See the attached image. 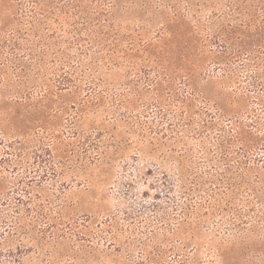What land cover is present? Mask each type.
<instances>
[{
	"label": "rangeland",
	"instance_id": "obj_1",
	"mask_svg": "<svg viewBox=\"0 0 264 264\" xmlns=\"http://www.w3.org/2000/svg\"><path fill=\"white\" fill-rule=\"evenodd\" d=\"M75 3L52 23L42 62L25 59V77L7 61L13 13L0 0V264H153L157 249L166 264H264V145L244 143L264 135V107L247 91L261 69L229 55V30L256 34L263 14L229 0ZM75 25L80 50L68 41ZM55 48L76 72L40 100L36 86L60 68ZM97 89L101 105L61 110ZM182 185L204 194L185 211Z\"/></svg>",
	"mask_w": 264,
	"mask_h": 264
},
{
	"label": "trees",
	"instance_id": "obj_2",
	"mask_svg": "<svg viewBox=\"0 0 264 264\" xmlns=\"http://www.w3.org/2000/svg\"><path fill=\"white\" fill-rule=\"evenodd\" d=\"M11 1V9L13 13V24L10 28H6V33L4 36V42L5 46L8 47L10 50L8 54L7 61H10L13 64V68H15V71L18 72V74H21L25 77L30 75V71L25 66V59L31 60L30 62L33 63H41L44 56L48 53L50 48L53 46L51 39L55 37L54 32L51 33V30L53 31L52 23H58L60 20V17L64 13L65 10L67 12H70L72 8H75L76 1L77 0H10ZM254 0H229V9L230 11H236L239 10L243 11V8L253 7L257 10H260V12L264 16V0H255L254 4H252ZM78 6V5H77ZM59 7V8H58ZM174 7V6H173ZM264 19V17H263ZM264 23V21H263ZM243 25L250 26V22L243 21ZM44 25V26H43ZM240 25V26H243ZM42 31V32H41ZM67 31V30H66ZM239 32V35L236 36ZM249 31H246L245 28H241L239 31H233L229 30V55L230 57H243L244 54H250L253 55V60L256 61L257 65L255 67L261 69L256 70L253 72L250 76L251 80L249 83L248 88V95L249 98H252L255 100L259 105H262L264 107V25L261 27L260 31L256 34H249ZM66 34V33H64ZM68 41L71 47H76L77 49H82L85 44V41H87V38L82 33V28H79V26H74L68 30ZM218 41H221V38L219 37ZM19 50H24L22 53L19 52ZM87 50V47H86ZM54 61L56 59L60 61V68L57 69V75H55L56 78L47 79L42 82L41 85H37L36 87L39 88L40 94V100H44L46 98H51L53 96H56L55 88L60 89L61 85H66L67 83L73 82V79H71L72 74H74L76 71L74 69V66L76 64L74 63V57L73 55H70L69 53L66 54L65 51L56 50V48L52 52ZM66 54V55H64ZM263 56V57H262ZM257 58V59H256ZM6 60V58H5ZM6 61V62H7ZM5 65L6 63L3 62ZM31 64V65H32ZM256 69V68H255ZM2 72V70H0ZM3 79L5 80L6 72L3 74L1 73ZM3 80V81H4ZM154 80L148 81V86L154 84ZM52 82V83H50ZM4 83V82H3ZM90 85L88 87H94L96 89L99 87V83L96 81L89 82ZM73 84V83H72ZM92 84V85H91ZM76 88L80 89V85L74 83ZM79 86V87H78ZM171 89V88H170ZM175 89H171L169 91L170 96L174 97L175 93L172 91ZM104 92L97 91L95 92V97L92 99H88L85 97L75 98V100H72L70 105L66 108H62L63 111H68V113L74 109L75 107H78L77 109L85 108V107H94L97 104L101 105L99 103V100L104 99L105 96L103 95ZM113 98L116 100H119L121 102V106L126 108L127 100L125 99V93L122 92H114ZM171 97V99H172ZM160 106L162 107V103L160 98L156 99V101ZM141 104H147V102H141ZM128 108V107H127ZM164 108V107H163ZM130 110V109H129ZM201 109H199L200 111ZM165 112H167L166 109H164ZM167 114V113H165ZM260 113L256 110V108H251V123H255L256 126H258ZM183 120V119H182ZM179 120V121H182ZM205 122V120H204ZM208 123V121H207ZM180 124V123H179ZM254 124V125H255ZM185 125V124H184ZM255 128V126H254ZM257 142L255 141L251 145L249 141H244L246 146V152L249 153L254 148H259L260 145H264V135L256 137ZM251 149V150H249ZM261 173L256 174L255 180L252 182H247V188L252 190L256 193V189L258 188L256 186L255 181H261ZM259 181V183H260ZM243 183V181L240 182V184ZM186 185H182L181 193L185 195V201L182 204L184 205L186 201L188 202L190 199L194 200L195 198H201L203 197V193H199L202 188L199 185H195L188 187L184 189ZM28 191H26L27 193ZM259 192V190H258ZM176 203V200L172 201ZM195 206L197 205V202L195 201ZM186 208H190L189 204H185ZM185 207L183 206L182 209L185 211ZM164 218V217H163ZM6 219V218H5ZM161 220V219H160ZM69 231L73 235L80 234V231L82 230L78 229V225L71 224V226H68ZM83 233V232H82ZM173 248H176L174 246ZM157 255H159V258H152L153 264H166L167 261L164 259L163 256L160 254L162 253L160 250H155ZM161 252V253H160ZM177 255H184L183 253L176 252ZM185 257V256H184ZM181 264H191L188 261V258H184L179 261Z\"/></svg>",
	"mask_w": 264,
	"mask_h": 264
}]
</instances>
